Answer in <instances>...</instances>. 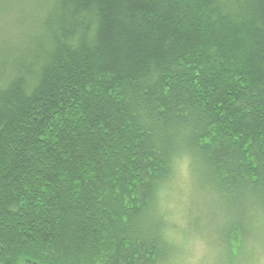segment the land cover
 <instances>
[{
    "label": "trees",
    "instance_id": "1",
    "mask_svg": "<svg viewBox=\"0 0 264 264\" xmlns=\"http://www.w3.org/2000/svg\"><path fill=\"white\" fill-rule=\"evenodd\" d=\"M204 230L264 248V0H0V264H175Z\"/></svg>",
    "mask_w": 264,
    "mask_h": 264
},
{
    "label": "rangeland",
    "instance_id": "2",
    "mask_svg": "<svg viewBox=\"0 0 264 264\" xmlns=\"http://www.w3.org/2000/svg\"><path fill=\"white\" fill-rule=\"evenodd\" d=\"M10 22L11 19L5 23H2V28L6 29V32L9 34H12L13 32H10L12 31ZM187 175V168L186 166H183L179 174L180 180L174 186V199H172L171 202L173 205L172 210L175 213V216L172 217L173 222L175 220L182 229L186 228L183 225L189 221L187 219V208L191 204L187 198V193H189L188 189L190 187ZM207 207L208 205L206 208ZM184 209L186 213L183 211ZM211 210L213 209H209V211ZM215 211L217 210L215 209ZM196 212L197 213L194 216L195 220L202 218V215L198 213V211ZM219 216L220 215L217 214V218L214 219L216 221H220L221 219ZM189 217L190 219L192 218L190 214ZM209 226H212L211 222H209ZM188 233L193 232L189 230ZM259 241L260 240L256 239V237L249 239V245L246 249V253L242 254L239 259H236V261L232 260L229 262L228 259L223 255L224 252L221 247L222 239L219 238L217 234L209 233L208 230H204L202 233H200V235L197 234L195 238L184 240L183 236H180V238L177 240L179 246V255L178 259L175 260V264H264V248Z\"/></svg>",
    "mask_w": 264,
    "mask_h": 264
}]
</instances>
